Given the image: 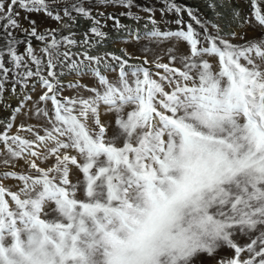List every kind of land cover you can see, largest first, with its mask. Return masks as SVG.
Here are the masks:
<instances>
[{
  "label": "snow or ice",
  "instance_id": "1",
  "mask_svg": "<svg viewBox=\"0 0 264 264\" xmlns=\"http://www.w3.org/2000/svg\"><path fill=\"white\" fill-rule=\"evenodd\" d=\"M240 4L220 35L170 0L144 33L134 0H0V264H264V0ZM109 21L156 51L91 55Z\"/></svg>",
  "mask_w": 264,
  "mask_h": 264
},
{
  "label": "rangeland",
  "instance_id": "2",
  "mask_svg": "<svg viewBox=\"0 0 264 264\" xmlns=\"http://www.w3.org/2000/svg\"><path fill=\"white\" fill-rule=\"evenodd\" d=\"M186 1L187 0H170V2H176V3L182 4L183 6L187 7L188 4ZM193 1L195 3L199 2V4L201 6L203 5L204 8L209 9L215 15L216 22H214V23L208 22V24H209L210 29H211L212 25H218L221 29L220 35H227L229 32H233L236 30V22L232 18L234 6L241 8L245 14H247V12L249 11L247 6L244 4L234 5V0L231 3H230V0H193ZM134 2L140 6L138 8L132 9V11L136 15L141 17L140 27L138 29H136L133 26V22L128 20L126 17H119L118 16V18L121 20L122 23L133 26L134 31H139L141 33H144V32L152 30V25L149 21V15H151L152 18H154L157 22H159V27L162 31L168 30V29L175 30L177 28V26L174 23H171V21H173L175 19V16L172 13L163 14V6H164V3L166 2V0H134ZM196 5H197V3H196ZM196 5L192 6V9L198 14V16H200L203 20H205L207 22V19H205V14L203 12H201V10H199V8H197ZM143 8H151L153 11L151 13H148V12L143 11L142 10ZM98 10L99 11H105L108 14L115 13L117 15L120 12L125 11V9H123V8L109 6L107 8L93 9V15H95L96 11H98ZM32 18L33 19H41L42 22L44 20H46V18H43L42 14H33ZM184 19L188 20L186 13L184 14ZM23 23L25 24V26H27V21H23ZM46 26L48 28L55 29L58 26V24L56 22H47ZM88 27H90L89 23H86L84 20L79 21V27L78 28L83 29V32ZM76 28L77 27L73 28L72 31H75ZM43 30H44V28H41V31H43ZM102 30L107 34V39H105L103 42L97 44L96 47L92 48L90 51L91 55L104 56L105 53H108L109 55L123 56L124 52H127V53L131 54L132 56L143 57L144 46H141L140 48L130 47L129 42H136V41L129 38L128 34L126 32L125 33L116 32L115 29L113 28L111 21H109L107 23V26ZM64 32H66L67 34L70 33L67 30H65ZM247 35H248V37H251L253 35V32L249 31L247 33ZM256 35H259V33H256ZM16 36L20 40L24 39V33H22V32L17 31ZM83 39H84V36L82 35L81 41ZM121 40H127V43H122ZM144 41H146V40H144ZM147 42L149 44L146 46L149 48V50L152 52H155L156 51L155 46L152 43H150L149 41H147ZM239 42H240L239 40H233V43H239ZM3 43H4V41L0 40V46H2ZM32 44L37 49L41 46L40 42H37L35 40L32 41ZM126 44H127V46H126ZM17 47H18L19 54L23 55L24 48L26 47V45L20 44ZM164 47H165L164 44H162L160 46L161 50H160L159 54L161 56L165 57L163 62L166 63L167 57L165 56ZM181 49L183 51H186V48H184L183 45H181ZM72 51L80 53V52H83L84 49L82 47L73 48ZM37 54L41 55L39 53V51H37ZM41 58L43 59L42 56H41ZM140 62L141 61L135 60V59L129 60V64H134V65L139 64ZM45 75H46V73H45ZM32 82H35V81L33 80ZM68 82H69L68 80L63 81V83H68ZM83 82L89 83L90 80L86 79ZM17 88H19V86H17ZM29 91H30V94L32 95L33 100H37L38 97L43 94L44 90L41 89L39 86H37L35 91H31L30 89H29ZM69 94L70 93L68 91L64 92V95H66V96ZM19 100H20V98L18 95L13 96V94L11 92V87L9 85L6 88L4 95L0 96V121L6 120L7 118H9L11 116V110L18 106ZM48 106L51 107L50 102H49ZM22 121H24L26 124H33L36 122L35 120H29V119H26L23 115H20L14 121V127L11 130L10 134H12V135L16 134V127H18ZM0 128H3V124H0ZM21 135H24V133H21ZM3 170L4 169L0 168V171H3ZM7 183H11V181H9ZM13 190H15V189H13Z\"/></svg>",
  "mask_w": 264,
  "mask_h": 264
},
{
  "label": "bare ground",
  "instance_id": "3",
  "mask_svg": "<svg viewBox=\"0 0 264 264\" xmlns=\"http://www.w3.org/2000/svg\"><path fill=\"white\" fill-rule=\"evenodd\" d=\"M187 2V4H188V6L187 7H191L192 8V6H194V5H196V3H197V8H199V10H201V12H203L204 14H205V19H207V22H212V23H214V22H216V18H215V15L209 10V9H207V8H204V6L202 5H200L199 4V2H194L193 0H187L186 1ZM57 27H59V25L57 26ZM56 27V28H57ZM74 32H76V33H78V35H76V37H75V39H77L78 41H81V39H82V35L80 34V33H82L83 32V29H81V28H76L75 29V31ZM71 33H66V32H63V35H70ZM149 43L147 42V41H141V42H129V46L130 47H133V48H140L141 46H146V45H148ZM154 45V44H153ZM126 46H127V44H126Z\"/></svg>",
  "mask_w": 264,
  "mask_h": 264
}]
</instances>
